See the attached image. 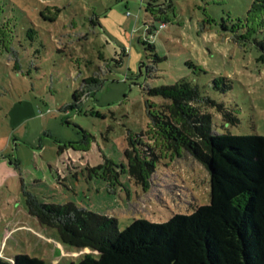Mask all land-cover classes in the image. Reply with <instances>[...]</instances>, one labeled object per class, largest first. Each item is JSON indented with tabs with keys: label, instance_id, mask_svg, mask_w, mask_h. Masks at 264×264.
I'll return each instance as SVG.
<instances>
[{
	"label": "rangeland",
	"instance_id": "obj_1",
	"mask_svg": "<svg viewBox=\"0 0 264 264\" xmlns=\"http://www.w3.org/2000/svg\"><path fill=\"white\" fill-rule=\"evenodd\" d=\"M251 2L0 0V257L69 264L93 253L64 244L31 216L26 193L114 217L120 230L135 219L161 224L210 203L203 164L156 134L138 136L164 103L148 90L180 80L215 103H200L214 134L264 135V64L252 42L232 33ZM46 7L53 21L40 15ZM87 79L99 83L66 110ZM18 100L31 102L36 117L14 134ZM142 141L145 154L136 146ZM128 148L146 187L130 175Z\"/></svg>",
	"mask_w": 264,
	"mask_h": 264
},
{
	"label": "trees",
	"instance_id": "obj_2",
	"mask_svg": "<svg viewBox=\"0 0 264 264\" xmlns=\"http://www.w3.org/2000/svg\"><path fill=\"white\" fill-rule=\"evenodd\" d=\"M47 8L40 15L53 21L44 14ZM222 28L230 29L225 22ZM232 28L236 40L254 44L258 61L264 64V0H252ZM96 80H84L66 110L78 108L84 96L92 94L91 85L99 83ZM148 94L164 103L150 113L152 128L138 137L156 134L203 164L211 176L210 203L197 206L190 215L175 214L161 224L135 219L123 230L114 217L78 209L73 203H43L26 193L29 214L57 230L64 244L93 251L69 264H264V135L214 134L211 115L200 109L205 100L201 90L187 80L149 89ZM133 138L128 139L129 148ZM136 146L147 153L149 145L144 141ZM129 148L125 157L130 175L137 185L146 187L145 176L131 164L134 157ZM148 156L153 162L150 169L155 171L158 159L152 153ZM0 264L51 263L17 255L12 261L0 257Z\"/></svg>",
	"mask_w": 264,
	"mask_h": 264
},
{
	"label": "crops",
	"instance_id": "obj_3",
	"mask_svg": "<svg viewBox=\"0 0 264 264\" xmlns=\"http://www.w3.org/2000/svg\"><path fill=\"white\" fill-rule=\"evenodd\" d=\"M12 129L14 134L18 129L22 128L25 125L31 124V119L36 117V111L31 102H21L17 101L12 107ZM31 126V125H30ZM17 129V130H16ZM31 127H29L30 135Z\"/></svg>",
	"mask_w": 264,
	"mask_h": 264
},
{
	"label": "built area",
	"instance_id": "obj_4",
	"mask_svg": "<svg viewBox=\"0 0 264 264\" xmlns=\"http://www.w3.org/2000/svg\"><path fill=\"white\" fill-rule=\"evenodd\" d=\"M161 27H163V25Z\"/></svg>",
	"mask_w": 264,
	"mask_h": 264
}]
</instances>
